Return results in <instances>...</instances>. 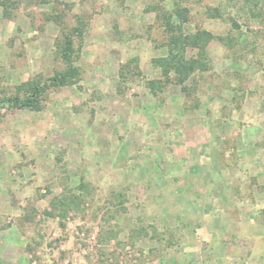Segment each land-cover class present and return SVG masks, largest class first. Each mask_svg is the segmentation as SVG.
I'll list each match as a JSON object with an SVG mask.
<instances>
[{
  "label": "rangeland",
  "instance_id": "obj_1",
  "mask_svg": "<svg viewBox=\"0 0 264 264\" xmlns=\"http://www.w3.org/2000/svg\"><path fill=\"white\" fill-rule=\"evenodd\" d=\"M176 1L0 0V264H264V0H181L235 43L183 86L153 64ZM75 28L79 80L8 109Z\"/></svg>",
  "mask_w": 264,
  "mask_h": 264
},
{
  "label": "trees",
  "instance_id": "obj_2",
  "mask_svg": "<svg viewBox=\"0 0 264 264\" xmlns=\"http://www.w3.org/2000/svg\"><path fill=\"white\" fill-rule=\"evenodd\" d=\"M181 2V0H179ZM175 2V8L171 12L165 11L164 8L160 9L157 14V21L160 22L164 28L167 36L166 46L169 49L167 57L154 59L153 64L157 69L162 71V76L166 77V81H170L171 75L176 84L183 86L191 80L196 73H203L210 69L209 57L207 54V46L209 42L217 38L222 42L228 50H233L235 43L232 36H214L211 32L198 28L195 34H188L183 29L184 25L189 21L184 13L185 7L181 6L182 3ZM211 10L207 7L206 15L208 18H214L218 12V8ZM215 12V14H214ZM176 16L181 24H174L173 17ZM73 35H82L80 28H75L71 33L64 36L63 45L61 48V56L67 64L66 69L56 72L54 76L48 79L45 84L38 81H32L21 87H18V93L13 96L2 100L3 104L10 110L13 109H29L32 111H41L43 109V102L45 94L49 88L64 87L69 84H74L79 80L80 69L74 65L73 56L75 54ZM196 49L197 53L190 57H186L187 49ZM160 80L152 81L148 85L155 93L161 87ZM183 87V91H186ZM264 149V148H263Z\"/></svg>",
  "mask_w": 264,
  "mask_h": 264
}]
</instances>
